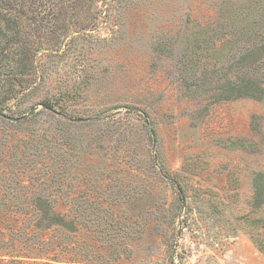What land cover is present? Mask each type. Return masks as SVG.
Listing matches in <instances>:
<instances>
[{
	"label": "rangeland",
	"instance_id": "1",
	"mask_svg": "<svg viewBox=\"0 0 264 264\" xmlns=\"http://www.w3.org/2000/svg\"><path fill=\"white\" fill-rule=\"evenodd\" d=\"M239 1L0 0L2 112L20 119L0 117L1 236L41 196L74 219L86 260L264 264V94L214 101V69L237 74L264 32L252 5L262 22L243 35ZM229 34L221 56L202 43ZM183 52L187 69L170 65Z\"/></svg>",
	"mask_w": 264,
	"mask_h": 264
},
{
	"label": "trees",
	"instance_id": "2",
	"mask_svg": "<svg viewBox=\"0 0 264 264\" xmlns=\"http://www.w3.org/2000/svg\"><path fill=\"white\" fill-rule=\"evenodd\" d=\"M240 3H243V6L245 5L244 7L247 8L246 15L250 18L247 27L241 28V31H246L243 35L247 36L253 26L262 22L264 0H243ZM236 5L237 3L228 2L222 9L221 17L225 20L223 21L225 29L234 21ZM252 5L260 8L261 18H259L260 14L258 13L252 15L253 13L250 12ZM243 6L240 4V7ZM236 37L235 34L217 38L207 36L202 39V43L204 42L208 48L213 50L214 55L221 56L224 48L226 49L227 46L237 41ZM251 39L254 44H251L250 47L245 46L236 58L238 67L235 68L237 74L227 77L230 72H224V70L229 67L214 69V85L218 88V92L214 94L215 102L241 97L257 99L258 96L255 95L257 92L264 94V88L257 83V80L262 78L257 64L264 55V32L251 36ZM214 47H216L215 50ZM170 57V65L173 64L175 66L176 64L184 63V70L187 69V65L192 61V57L185 52L179 56L171 55ZM218 63L221 64V62ZM201 74L206 79L209 78V75L212 76V72L210 73L206 70L202 71ZM9 89L6 85H2L0 88V117L9 121L19 122L20 119L8 117L2 112L4 99L10 93ZM41 106L45 110L54 109L53 105L48 101H44ZM253 187V206L257 208L262 200L260 193L264 192V182H255ZM179 192L181 193V190ZM31 203L34 206V210L31 212L6 214V217L11 218L13 222L9 226L7 225L8 227L6 226L8 231L6 238L1 236L2 233L0 232V253L8 256V260L0 259V264H103L92 259L86 260L75 253L74 250L77 243L71 241L72 235L75 233L72 226L74 219L68 213L56 210L53 207V201L41 196L32 198Z\"/></svg>",
	"mask_w": 264,
	"mask_h": 264
}]
</instances>
